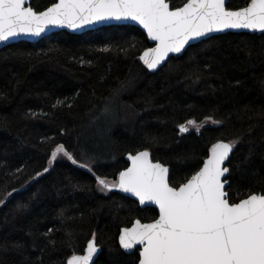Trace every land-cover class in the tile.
Returning a JSON list of instances; mask_svg holds the SVG:
<instances>
[{"label": "trees", "instance_id": "trees-1", "mask_svg": "<svg viewBox=\"0 0 264 264\" xmlns=\"http://www.w3.org/2000/svg\"><path fill=\"white\" fill-rule=\"evenodd\" d=\"M54 1L30 5L39 11ZM150 45L124 24L0 49V264H67L93 235V264H137V249L118 244L120 229L158 212L118 189L101 192L93 175L117 179L127 153L147 149L178 186L213 142L238 141L226 163L229 200L264 193V33L213 35L156 71L139 59ZM108 110L113 119L102 124ZM193 119L198 130L181 133ZM57 144L78 164L62 154L49 163Z\"/></svg>", "mask_w": 264, "mask_h": 264}, {"label": "snow or ice", "instance_id": "snow-or-ice-1", "mask_svg": "<svg viewBox=\"0 0 264 264\" xmlns=\"http://www.w3.org/2000/svg\"><path fill=\"white\" fill-rule=\"evenodd\" d=\"M27 3L0 0V42L20 35L39 36L49 26L75 29L105 20H131L156 42L139 57L149 70L170 53H180L189 41L214 31L264 32V0H248L236 10L226 8V0H187L181 7H171L169 0H58L41 12ZM189 126L199 128L193 119L180 125L179 131L188 132ZM237 142L213 144L203 166L178 187L170 183L169 168L154 162L147 149L129 153L131 164L117 179L93 172L101 192L118 189L137 198L140 205L159 209L151 222L136 219L121 230L122 249L139 245V264H264V193L230 202L225 191L228 181L222 179L229 173L223 165ZM61 154L78 164L63 144L51 151L49 163ZM79 166L92 172L88 163ZM97 252L93 235L84 254H73L67 264H92Z\"/></svg>", "mask_w": 264, "mask_h": 264}, {"label": "water", "instance_id": "water-1", "mask_svg": "<svg viewBox=\"0 0 264 264\" xmlns=\"http://www.w3.org/2000/svg\"><path fill=\"white\" fill-rule=\"evenodd\" d=\"M31 1L32 0H28V3L26 4V6H31L30 5V3H31ZM228 1L229 0H226V5H227V3H228ZM56 2H58V0H55L53 3H56ZM187 1H185L184 3H186ZM52 3V4H53ZM183 3V4H184ZM52 4H50L49 6H47L46 8H44V9H42V10H39V11H37V12H41V11H44V10H46L48 7H50ZM183 4L182 5H180V6H178V7H181V6H183ZM247 4V3H246ZM246 4L245 5H243V6H241V7H244V6H246ZM225 5V6H226ZM241 7H238V8H228V9H230V10H236V9H239V8H241ZM33 8V7H32ZM227 8V7H226ZM34 9V8H33ZM35 10V9H34ZM36 11V10H35ZM124 24H127V25H133V26H136V27H138L144 34H145V36H146V38H147V40H148V42L151 44L149 47H147V48H145L143 51H141V53H140V55H139V57L143 54V52L146 50V49H148V48H152V47H155L156 46V42H154V41H152V40H150L148 37H147V33H146V31L139 25V24H137L136 22H133V21H131V20H105V21H101V22H96V23H92V24H89V25H85V26H83V27H80V28H75V29H73V28H69V27H67V26H49L48 28H46L45 29V31L43 32V33H41L39 36H34V35H20V36H17V37H14V38H10L9 40H7V41H3V42H0V49L1 48H3L4 46H6V45H8V44H11V43H13V42H17V41H29V42H35V41H38L39 39H41V38H43V37H46V36H48L49 34H51V33H53V32H57V31H61V30H64V31H67V32H70V33H75V34H80V33H82V32H84V31H87V30H90V29H94V28H99V27H101V26H109V25H124ZM228 32H249V33H257V34H261V33H264V32H261V31H253V30H249V29H225V30H223V31H214V32H211V33H209V34H207L206 36H204V37H201V38H199V39H196V40H191V41H189V43L187 44V45H185V47H184V49L180 52V53H170L169 54V57L164 61V62H162V64L161 65H159L155 70H150V71H156L159 67H161V66H163L164 64H165V62L171 57V56H179V55H181L183 52H184V50L189 46V45H192V44H194V43H196V42H198V41H200V40H202V39H206V38H208V37H211V36H213V35H219V34H225V33H228ZM142 62V64L146 67V65L143 63V61H141ZM147 68V67H146ZM148 69V68H147ZM218 141H221V140H217V141H215V142H213L210 146H209V148H208V152H207V156L205 157V159H207V157L209 156V154H210V149H211V146L213 145V144H215L216 142H218ZM222 141H224V142H227V141H225V140H222ZM140 151H143V150H140ZM136 153V152H135ZM135 153H131V154H135ZM231 154V153H230ZM128 155H129V153H127L126 154V156H125V159L127 160V162H128V164H127V166L126 167H129L130 166V164H131V162L128 160ZM229 157H230V155H229ZM204 159V160H205ZM228 161V160H227ZM227 161H225V164L223 165L224 167H228L227 165H226V163H227ZM154 162H156V161H154ZM161 163V162H160ZM167 166V165H166ZM203 166V163H202V165L200 166V167H202ZM125 167V168H126ZM168 167V166H167ZM199 167V168H200ZM124 168V169H125ZM169 168V167H168ZM199 168H198V170H199ZM123 169V170H124ZM198 170H196V171H198ZM122 171V170H121ZM195 171V172H196ZM169 172H170V168H169ZM194 172V173H195ZM193 173V174H194ZM192 174V175H193ZM228 174V173H227ZM227 174L225 175V177L224 178H222V179H226V176H227ZM191 177V176H190ZM189 177V178H190ZM227 180V179H226ZM228 181V180H227ZM186 182V181H185ZM184 183V182H183ZM227 185H228V183L225 185V191H226V187H227ZM179 186V185H178ZM178 186H175V187H178ZM256 194H259V193H256ZM125 195H127L128 197H130L131 199H133V200H135L138 204H139V201H138V199L137 198H135V197H132L131 196V194H127V193H125ZM247 197V196H246ZM246 197H244V198H246ZM244 198H242V199H244ZM237 202H239V201H237ZM139 206L140 207H154V208H156V210H157V212H158V214H157V216H156V218H158V215H159V209H158V207L157 206H155V205H151V204H148V205H140L139 204ZM137 219V218H136ZM136 219H134L133 220V222L131 223V225H129V226H127V227H131L132 226V224L134 223V221L136 220ZM155 219V218H154ZM152 220H150V221H145V222H142V223H148V222H151ZM123 228H125V227H122L121 229H120V232H121V230L123 229ZM120 232H119V234H118V244H119V235H120ZM119 246H120V244H119ZM98 248V247H97ZM120 248L122 249V247L120 246ZM135 249H137V253H138V255H139V251H140V246L139 245H137L134 249H132V250H124V249H122L123 251H125V252H131V251H133V250H135ZM85 250V249H84ZM98 253H99V249H98V252L96 253V255L94 256V258H93V262H94V260H95V258L97 257V255H98ZM82 254H84V251L82 252V253H80V254H77V255H82ZM93 262H92V264H93ZM137 264H139V259H138V262H137Z\"/></svg>", "mask_w": 264, "mask_h": 264}, {"label": "rangeland", "instance_id": "rangeland-1", "mask_svg": "<svg viewBox=\"0 0 264 264\" xmlns=\"http://www.w3.org/2000/svg\"><path fill=\"white\" fill-rule=\"evenodd\" d=\"M111 114L112 113H111L110 110H108L107 112H105L103 115H101L100 122L103 124V122H105L108 119L109 120H112L113 118H112V115ZM106 124H108V122ZM198 126H200V125L198 124ZM189 127L192 128V129H196V127H191V126H189Z\"/></svg>", "mask_w": 264, "mask_h": 264}]
</instances>
